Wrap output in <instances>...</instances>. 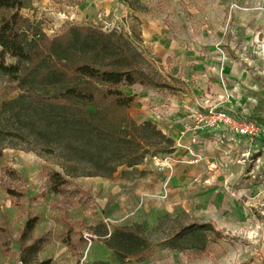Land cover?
Here are the masks:
<instances>
[{
  "label": "rangeland",
  "instance_id": "rangeland-1",
  "mask_svg": "<svg viewBox=\"0 0 264 264\" xmlns=\"http://www.w3.org/2000/svg\"><path fill=\"white\" fill-rule=\"evenodd\" d=\"M20 14L31 22L26 42L73 27L127 40L128 60L149 87L119 86L133 101L106 106L108 124L149 120L155 106L147 99L156 97L181 106L184 120L216 108L261 131L253 141L204 133L197 163L174 143L171 153H156L172 156L170 176L150 151L128 177L125 167L87 177L77 164L85 163L83 143L46 129L45 109L28 99L16 113L2 109L20 91L0 78V264H24L22 249L31 246L51 264H119L104 242L121 226L151 243L148 257L124 264H264V0H29ZM54 173L65 180L55 189ZM29 218L37 223L24 238ZM190 224L213 232L188 249L169 248V236Z\"/></svg>",
  "mask_w": 264,
  "mask_h": 264
},
{
  "label": "trees",
  "instance_id": "trees-1",
  "mask_svg": "<svg viewBox=\"0 0 264 264\" xmlns=\"http://www.w3.org/2000/svg\"><path fill=\"white\" fill-rule=\"evenodd\" d=\"M28 4L29 0H0V78L20 91L17 100L1 108L16 113L21 99L44 108L42 124L46 129L67 133L83 143L85 163L82 159L77 164L83 163L91 171L87 177H107L118 167H125L122 176L128 177L132 173L128 171L135 172L150 151L152 157L171 153L173 140L151 122L123 120L125 125L117 127L105 120L106 106L125 108L133 101L119 86L149 87L139 80L137 68L128 60L132 56L127 40L115 32L73 27L53 39L37 34L26 42L31 22L20 12ZM51 177L54 189L65 183L59 173ZM36 223L37 218H29L21 236L30 235ZM207 232H213L209 225L178 228L169 236L168 247L188 249L195 241H207ZM106 235L104 245L119 264L142 261L151 252V243L137 227H114ZM22 252L27 255L24 264H51L49 259L36 260L38 249L33 246Z\"/></svg>",
  "mask_w": 264,
  "mask_h": 264
},
{
  "label": "built area",
  "instance_id": "built-area-1",
  "mask_svg": "<svg viewBox=\"0 0 264 264\" xmlns=\"http://www.w3.org/2000/svg\"><path fill=\"white\" fill-rule=\"evenodd\" d=\"M261 125L256 121L238 118L233 114L221 109L209 108L204 111L194 112L191 116V123L184 125L180 133L182 139L190 135V145L183 146L190 163H197L200 160L199 153L193 148L198 143V135L206 132H225L231 136L243 137L253 141L260 137ZM156 166L170 176L173 171L172 156L163 158L153 157Z\"/></svg>",
  "mask_w": 264,
  "mask_h": 264
},
{
  "label": "crops",
  "instance_id": "crops-1",
  "mask_svg": "<svg viewBox=\"0 0 264 264\" xmlns=\"http://www.w3.org/2000/svg\"><path fill=\"white\" fill-rule=\"evenodd\" d=\"M147 100L148 103L155 106V108L153 109V114H151V117L148 118L149 120H140V121L151 122L164 135L172 139L175 144L182 141L183 146H189L190 145L189 134H187L182 139L180 138V133L183 129V126L191 123V120H184V118L182 117L183 108L181 106L174 105L173 103L170 102V100H166L165 102V100L162 99L159 100L156 99V97H151L148 98ZM206 133L211 135L214 134L229 135L225 132H206ZM202 134L204 133L199 134L198 138ZM193 148L196 149V145H194Z\"/></svg>",
  "mask_w": 264,
  "mask_h": 264
}]
</instances>
